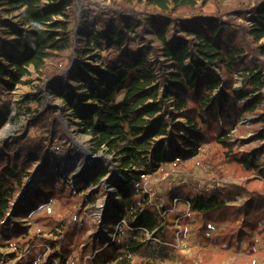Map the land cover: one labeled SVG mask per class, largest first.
<instances>
[{
    "label": "trees",
    "instance_id": "16d2710c",
    "mask_svg": "<svg viewBox=\"0 0 264 264\" xmlns=\"http://www.w3.org/2000/svg\"><path fill=\"white\" fill-rule=\"evenodd\" d=\"M209 1L0 0V23L5 22L14 36L11 40L0 33V113L14 100L18 83L33 82L28 78L31 69L40 81L35 91L42 95L46 87L77 72L82 82L91 81L86 93L70 85L72 93L59 95L72 106L80 100L73 106L75 115L98 148L123 156L122 167L129 172L120 175L122 185L139 181L140 171L149 174L176 157L197 155L205 142L217 145L222 157L244 173L264 178V0H214L216 9L207 14L202 6ZM150 27L154 38L149 37ZM31 95L17 101L12 117L16 122L23 116L24 132L0 143V247L18 239L14 229L7 232L12 210L27 217L40 208L30 201L33 195L41 199L43 192L48 195L56 189L64 207L71 209L76 203L67 190L68 180L57 175L47 178L57 181L55 185L47 182L45 189L27 197L29 202L15 201L34 158L59 148L65 137L61 114ZM246 117L252 119L250 127L240 122ZM105 173L99 170L93 181L100 182ZM73 185L77 190L79 185ZM242 193L249 194L243 204H228ZM168 196L196 213L203 222V241L244 254L227 264H248L264 255V245L257 249L258 238L264 239V182L262 191L253 194L238 184L228 190L179 185ZM70 214L51 219L58 237L33 242L20 264H37L48 246L55 249L53 255L64 256L62 251L74 255L89 242L77 254L83 259V252L93 246L92 235L87 236L90 225L87 218L79 221L81 208L75 216ZM162 221L159 212H141L134 225L153 231ZM229 221L218 234L208 233L210 223ZM189 222H193L189 216L180 219L183 231ZM156 237L165 238L159 228ZM22 238L18 243L26 246V233ZM143 247L147 244L133 242L126 251ZM126 253L119 264H130ZM3 256L0 252V262ZM222 261L204 257L200 264Z\"/></svg>",
    "mask_w": 264,
    "mask_h": 264
},
{
    "label": "rangeland",
    "instance_id": "374dc122",
    "mask_svg": "<svg viewBox=\"0 0 264 264\" xmlns=\"http://www.w3.org/2000/svg\"><path fill=\"white\" fill-rule=\"evenodd\" d=\"M97 1L105 3V0ZM216 6V1L211 0L204 4L202 9L210 14L215 11ZM12 21L17 23L15 18ZM10 32L8 25L1 22L0 33L12 40L14 36ZM148 34L150 38H154L151 27ZM0 47H2L1 41ZM31 70L32 75L28 78L33 79V82L18 83L14 91V100L9 103L4 113H0V143L8 142L12 136L24 132L26 124L23 116L16 122L12 120V117L16 113L17 101L30 93H32L31 99L43 100L44 103L47 102L55 107L56 111L61 114L65 137L59 148L50 150L44 156L34 158L31 172L25 179L23 190L17 195L15 201L22 204L26 198L29 202L27 197L29 195L32 197L37 190L45 189L47 182L52 186L55 185L57 181L47 178L57 175L68 180L67 190L74 195L73 200L76 203L71 209L64 207L57 190L51 189L48 195L43 192L40 195L41 199L33 195L30 201L40 208L30 216L24 217L18 211L12 210L7 218V232L14 229L18 239H9L4 247H0V252L4 254L0 264H20V260L31 251L32 246H35L33 242L42 244L39 241L41 238L56 239L59 230L57 228L58 231L52 232L50 220H62L70 212V217H73L79 208L83 212L79 221L87 218L90 225L87 236L89 238L92 235V250L83 252V259L80 260L77 254L84 245H88V241V243L81 244L79 251L74 252V255L66 254L64 251H62L64 256L53 255L55 249L48 246L44 255L36 260L37 264H49L50 262L81 264L82 260V264H119L125 252H128L126 254L130 257V264H200L204 257L211 258L212 256L221 258L222 264H227L237 257H244L243 253L237 254L232 250H223L213 243L203 241L201 238L203 222L195 212L190 211L188 204L171 199L168 192L179 185H188L195 190H211L216 187L228 190L231 185L238 184L243 186L245 191L253 194L256 191H262L264 178L260 179L255 174L244 173L236 163L226 161L222 157L217 145L205 142L197 155L181 159L177 167L171 163L160 164L152 173L140 171L139 181L130 183L128 187L122 185L120 175L129 172L128 169L122 167L123 156L98 148L92 136L83 132L79 125L80 120L75 115L73 106L80 100L75 101L72 106L65 103L59 95L65 92L72 93L70 85L84 95L91 81L82 82L76 72L73 76L65 78L62 83L46 87V92L42 95L35 91L40 81L37 80L35 71ZM181 122L185 120L181 119ZM240 122L250 127L252 119L246 117ZM250 136H252L251 132L245 135L246 138ZM256 153L258 154V151ZM102 169H105V175L100 182H94L93 176ZM75 182L79 185L77 190L73 185ZM62 185L63 182H60L59 186ZM126 189V193H123ZM248 195L247 193L237 194L228 200V204L241 205L248 200ZM141 212L160 213L163 221L158 228L161 229L165 238L156 237L158 228L151 231L148 228L134 225L137 215ZM43 214L47 215L45 220L40 219ZM184 216L193 219V222L187 224L185 231L179 223ZM230 223L231 221L221 225L210 223L212 228L208 233L216 235ZM176 227L179 231L174 233L173 230ZM24 233L27 236L25 240L28 242L26 246L18 243V240L22 243ZM258 241L257 249L261 250L264 239L258 238ZM133 242L145 243L147 247L137 251H126L127 244ZM55 248L58 249L59 246ZM222 254L225 257L221 256ZM62 257L63 260H61ZM22 264H31V261ZM248 264H264V255L254 257Z\"/></svg>",
    "mask_w": 264,
    "mask_h": 264
},
{
    "label": "built area",
    "instance_id": "2783aa9c",
    "mask_svg": "<svg viewBox=\"0 0 264 264\" xmlns=\"http://www.w3.org/2000/svg\"><path fill=\"white\" fill-rule=\"evenodd\" d=\"M181 162V158L180 157H176L174 160H172L171 164L175 167H177L179 165V163ZM177 200V199H176Z\"/></svg>",
    "mask_w": 264,
    "mask_h": 264
},
{
    "label": "bare ground",
    "instance_id": "6f19581e",
    "mask_svg": "<svg viewBox=\"0 0 264 264\" xmlns=\"http://www.w3.org/2000/svg\"><path fill=\"white\" fill-rule=\"evenodd\" d=\"M83 178V177H82Z\"/></svg>",
    "mask_w": 264,
    "mask_h": 264
}]
</instances>
